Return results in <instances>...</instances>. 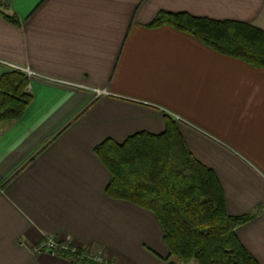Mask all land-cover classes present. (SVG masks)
I'll list each match as a JSON object with an SVG mask.
<instances>
[{"label":"crops","instance_id":"crops-1","mask_svg":"<svg viewBox=\"0 0 264 264\" xmlns=\"http://www.w3.org/2000/svg\"><path fill=\"white\" fill-rule=\"evenodd\" d=\"M0 9L17 18L0 16V60L36 73L23 116L0 123V264H72L34 252L49 234L109 264H168L156 216L107 194L96 152L107 139L161 134L168 116L217 174L232 215L264 208V68L149 26L168 11L264 29V0H0ZM9 70L0 61V77ZM237 236L264 264V210Z\"/></svg>","mask_w":264,"mask_h":264},{"label":"trees","instance_id":"trees-1","mask_svg":"<svg viewBox=\"0 0 264 264\" xmlns=\"http://www.w3.org/2000/svg\"><path fill=\"white\" fill-rule=\"evenodd\" d=\"M12 23L15 15L0 9ZM170 25L188 33L217 52L264 68V29L236 20H217L188 12L160 11L149 24ZM30 80L11 69L0 77V123L17 120L32 102ZM110 179L107 194L151 211L169 247L168 264H259L237 236V229L264 208L232 215L223 186L215 171L187 145L176 119L167 118L166 130L158 135L139 132L124 142L112 139L96 147ZM72 264H109L91 258L83 249L59 250Z\"/></svg>","mask_w":264,"mask_h":264},{"label":"built area","instance_id":"built-area-1","mask_svg":"<svg viewBox=\"0 0 264 264\" xmlns=\"http://www.w3.org/2000/svg\"><path fill=\"white\" fill-rule=\"evenodd\" d=\"M8 64H9L10 68L23 71V72L27 73L29 76L32 75V73H33L29 68H24V67L17 66V65L11 64V63H8ZM94 91L97 95H101V94H104L106 92L105 90L98 89V88L94 89ZM33 250H34V252H40L42 250H45V251L51 252L52 254H58L59 250H68V251H72V252L77 251L75 248L72 249L69 246V244L59 243L51 234L47 235L45 237V239H43L40 242L39 245L34 247ZM90 257L93 258L97 262L108 263L102 257L94 256V255H91Z\"/></svg>","mask_w":264,"mask_h":264},{"label":"rangeland","instance_id":"rangeland-1","mask_svg":"<svg viewBox=\"0 0 264 264\" xmlns=\"http://www.w3.org/2000/svg\"><path fill=\"white\" fill-rule=\"evenodd\" d=\"M1 62H3L5 65H7L8 67H10L9 66V64L8 63H11V64H14V65H17V66H21V65H18V64H16V63H13V62H11V61H7V60H0ZM21 67H24V66H21ZM24 68H28V67H24ZM11 69H13V68H11ZM30 69V68H29ZM15 70H17V69H15ZM31 70V69H30ZM32 71V70H31ZM33 73H32V75H28L27 73V75H28V77H29V80L32 78V77H34L35 75H36V73L34 72V71H32ZM30 84V83H29ZM28 91L30 92V90H29V86H28ZM155 248V247H154ZM156 249H158L157 247H156ZM176 264H197V262L195 261V260H192V261H190V262H177Z\"/></svg>","mask_w":264,"mask_h":264}]
</instances>
